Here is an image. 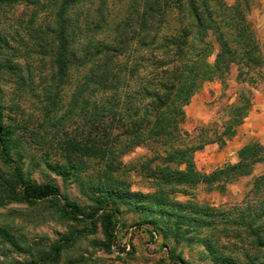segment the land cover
Wrapping results in <instances>:
<instances>
[{
    "label": "rangeland",
    "instance_id": "374dc122",
    "mask_svg": "<svg viewBox=\"0 0 264 264\" xmlns=\"http://www.w3.org/2000/svg\"><path fill=\"white\" fill-rule=\"evenodd\" d=\"M32 1L19 0L0 6V33L4 38L0 40V114L2 121L11 128L6 156L2 158L0 155V176H11L16 166L27 181L36 184L49 182L57 187L58 194L31 202L8 200L6 191L0 186V196L3 198L0 203V230L10 235L4 237L0 231V264L33 262L39 254L38 247L46 250L70 228L83 229L87 226L90 231L81 234L70 246L63 248L57 262L46 264H233L224 259L230 257V252L237 256L239 262H244L242 254L249 252L256 258L257 264H261L263 255L250 249L246 242L248 238L243 236L246 231L239 233V236L231 232L225 234L222 224L215 228L202 227L201 221L202 225L197 226L198 218L189 215L179 220L173 212L177 208L181 210L178 202L187 200L201 206L219 208L220 212L221 209H229L231 205H243L242 201L249 194L251 180L264 169L263 156L257 157L249 175L225 183L223 190L215 187L208 189L203 183L191 187L179 183L173 185L174 189H171V184H166V195L163 192L161 197L155 193L160 185L153 168L160 163L168 147L161 146L159 142L145 140L118 155L115 162L119 169H115L117 171L112 174L102 171L104 160L99 158L74 156L72 160L66 159L67 153L62 149L58 137H63L64 130L67 135H73L71 128L76 123L72 124L71 119L68 120V114L60 119L58 129L53 126V121L65 110L78 77L88 65L70 69L68 82L57 86L56 66L51 59L54 36L48 27H55V10L51 6H44L45 0H38L34 4ZM130 1L103 0L101 8L109 26L101 35L96 33L95 37L105 38L111 33L109 27L116 25L129 11ZM98 6L99 0H86L68 9L71 16L77 18L75 34L78 32L72 46L76 48L78 58L89 57L86 53L84 55L85 47L88 46L89 22ZM260 12L261 4L255 0L248 17L253 23L259 43L264 38L262 29L257 35ZM215 15L221 17V13L216 12ZM178 18L173 10V26H177ZM236 27L232 22L222 25L237 50ZM189 28L199 34L193 23L189 24ZM177 30L178 27L174 32ZM205 30L199 38L204 42L195 41L198 47H202V59L213 64L219 45L213 30ZM141 52L143 49L135 39L127 54L114 59L115 71L118 64L127 66L126 69H120L119 78H127L125 83L129 86L119 87L117 92L120 95L135 92L141 86L138 78L147 72V68L138 67L133 74L128 70L136 55ZM258 55L260 62L257 64H233L222 79L202 82L188 103L183 105L184 130L190 135L203 131L201 138L206 144L220 136L217 141L219 145L208 150L205 156L193 153V163L201 173H211L217 167L238 161V151L242 146L238 147L236 129L242 120L234 126L235 131L230 136L221 133L225 125L221 124L232 120L233 107L239 105L235 100L237 95L242 92L244 97L250 99L255 92L253 89L263 86L264 49L261 48ZM3 62L8 65H2ZM243 88H247L246 91ZM193 100L196 107L190 110L189 103ZM191 112L201 115L202 119L195 120V116L189 115ZM187 141L195 144L193 137ZM169 164L177 165L175 162ZM66 200L76 203L87 214V218H92V222L62 216L59 208ZM185 204L187 207L182 212L187 214L192 211V207ZM93 212L96 214L91 215ZM107 212L111 215L110 223L105 225L103 215ZM130 227H133V231L128 236ZM109 232L115 238L114 245L118 253L109 247L106 238ZM212 248L218 252H212ZM257 254L262 256L257 257Z\"/></svg>",
    "mask_w": 264,
    "mask_h": 264
},
{
    "label": "trees",
    "instance_id": "16d2710c",
    "mask_svg": "<svg viewBox=\"0 0 264 264\" xmlns=\"http://www.w3.org/2000/svg\"><path fill=\"white\" fill-rule=\"evenodd\" d=\"M17 1L19 0H0V6ZM79 1L86 0L43 2L44 6H51L55 10L53 24L55 27L51 25L48 27L54 36V52L51 59L56 66L57 86L59 83L68 82L70 69L88 65L85 72L78 77L65 110L53 121V126H57L58 129L61 124L60 119L68 114V120L71 119L72 124L76 123L71 128L73 135H67L64 130L63 137H58L62 149L67 153L65 158L72 160L74 156H83L102 159L104 160L102 171H105V174H112L119 169L115 162L118 155L145 140L159 142L161 146L168 147L164 150L165 154L161 156L160 163L153 168L160 185L155 193L160 197L163 192L166 195L164 190L166 184H171V189H174L173 185L179 183L184 184L185 187L203 183L208 189L215 187L223 190L225 183L249 175L257 157H264V144L258 141L248 142L239 149L237 162L217 167L211 173H201L195 168L192 155L206 142L201 138L203 131L190 135L182 128V124L185 120L183 105L188 103L202 82L215 78L222 79L233 64L248 66L260 62L258 52H261V48L253 23L248 17L255 0H224V2L223 0H131L129 11L116 22V25L109 27L111 33L105 38L95 37L96 33L101 35L109 26L101 8L104 5L103 0H99V6L94 9L93 19L89 22L88 46L85 47L87 49L84 52V55L86 53L89 56L88 59H85V56L78 58L76 48L72 46L78 32L75 34L77 18L71 16L68 9L70 10ZM37 2L38 0L32 1L33 4ZM173 10L179 16L177 26L172 24ZM216 12L221 13V17L218 18ZM231 22L234 27L238 26L235 36L237 50L222 28V25ZM192 23L194 29L197 27L199 30V34H195L196 30L189 28V24ZM177 27V32H174ZM205 29L213 30L219 45L213 64L202 59V47H198L195 41L204 42L199 38ZM135 39L143 52L136 55L137 60L131 63L128 68L129 73L133 74L138 67L147 68V72L138 78L141 85L139 89L123 96L117 92V89L126 85L127 78L122 76L119 78V71L123 67L126 69L127 66L122 67L118 64L115 71L114 59L121 54H127ZM0 40H4L1 33ZM2 65L8 64L3 62ZM240 97L243 99L240 100ZM236 103L239 105L233 107L234 115L230 117L232 120L221 124H225L221 133L229 136L234 133V126L239 124L246 114L250 99L248 96L244 97V93L241 92ZM10 129V126L2 121L0 114L2 158H5L7 153ZM112 130L114 131L111 132ZM191 137L194 138L195 144L188 143L187 140ZM219 139L220 136L213 141ZM170 162H175L177 165L171 166ZM221 179L223 181L220 182ZM0 186L6 191L5 196L8 200L19 199L31 202L58 194L57 187L49 182L36 184L27 181L16 166L11 176L7 178L0 176ZM2 202L3 198L0 196V203ZM193 202L189 200L178 202L181 210L177 208L173 212L174 216L179 217V220L189 215L198 218L197 226L203 223L202 227L215 228L216 225L222 224L225 234L231 232L238 235L246 231L243 236L246 235L245 237L248 238V241L246 240L248 246L263 255L256 256H262L261 264H264V169L251 180L249 194L242 201L243 205H231L229 209L224 208L220 212L219 208L201 206ZM185 203L192 207V211L187 214L182 212V209L187 207ZM59 210L67 219L76 221L86 219L92 222V218H87V214L69 200L63 202ZM219 212L220 214H217ZM94 214L96 212L91 213ZM110 216L108 212L103 215L105 225L110 223ZM176 224L175 220L174 225ZM88 227L70 228L46 250L38 247L37 259L25 264L57 262L61 250L70 246L81 234L89 232ZM0 231L4 237L10 236L7 231ZM106 238L109 247L115 244L112 233H106ZM212 252L218 251L212 248ZM242 255L245 258L244 262H239L232 252L228 255L229 258L226 256L224 259L232 261L233 264H257L256 258L249 252Z\"/></svg>",
    "mask_w": 264,
    "mask_h": 264
},
{
    "label": "crops",
    "instance_id": "0c3cea01",
    "mask_svg": "<svg viewBox=\"0 0 264 264\" xmlns=\"http://www.w3.org/2000/svg\"><path fill=\"white\" fill-rule=\"evenodd\" d=\"M260 4H261V12H260L261 13L260 14L261 20L259 19L260 22H259V25H257V27H258L257 35L260 34L262 32V30H264L263 29L264 28V26H263L264 0H259V5ZM260 24H261V27H260ZM260 30H261V32H260ZM259 46L262 49H264V38H261V42L259 43ZM243 89L246 90L247 88H243ZM253 90L255 92H253L251 97H250V106H249L246 114L243 116L241 124H239L237 126V129H236V131L238 133L237 135L239 138L238 147L247 144L250 140L258 141L260 144H264V84H263V86H261L259 88H255ZM238 96L239 95H237V97ZM235 100H237V98H235ZM189 104H191L189 106L190 110L194 109L196 107L194 100L192 101V103H189ZM189 115L195 116V120H201L202 119V116L197 114V113L191 112V114H189ZM218 145L219 144L217 141H213V142L207 143V144L205 143L203 145V147L196 150L195 152H197V154L199 156H203V155L205 156L206 152L208 150L213 149ZM236 150H237V148H236ZM233 160H234V158H233V156H231V161H233Z\"/></svg>",
    "mask_w": 264,
    "mask_h": 264
},
{
    "label": "built area",
    "instance_id": "2783aa9c",
    "mask_svg": "<svg viewBox=\"0 0 264 264\" xmlns=\"http://www.w3.org/2000/svg\"><path fill=\"white\" fill-rule=\"evenodd\" d=\"M132 231H133V227H130V228H129V232H128V236H130V234H131ZM111 247H112V251H113L114 253H118V252L116 251V249H115V245H112ZM126 247L129 248V245L126 244ZM163 249L166 250L165 247H164Z\"/></svg>",
    "mask_w": 264,
    "mask_h": 264
}]
</instances>
